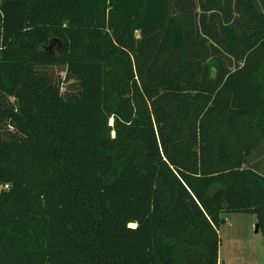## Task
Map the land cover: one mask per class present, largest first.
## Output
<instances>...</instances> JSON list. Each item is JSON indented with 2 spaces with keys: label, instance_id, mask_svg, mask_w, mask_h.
Masks as SVG:
<instances>
[{
  "label": "trees",
  "instance_id": "1",
  "mask_svg": "<svg viewBox=\"0 0 264 264\" xmlns=\"http://www.w3.org/2000/svg\"><path fill=\"white\" fill-rule=\"evenodd\" d=\"M4 186L0 264H218L232 213L264 240V0H0Z\"/></svg>",
  "mask_w": 264,
  "mask_h": 264
},
{
  "label": "rangeland",
  "instance_id": "2",
  "mask_svg": "<svg viewBox=\"0 0 264 264\" xmlns=\"http://www.w3.org/2000/svg\"><path fill=\"white\" fill-rule=\"evenodd\" d=\"M42 51L56 54L54 45H47ZM221 218L225 223L218 229V264H264V240L260 231L255 233V216L232 213Z\"/></svg>",
  "mask_w": 264,
  "mask_h": 264
},
{
  "label": "water",
  "instance_id": "3",
  "mask_svg": "<svg viewBox=\"0 0 264 264\" xmlns=\"http://www.w3.org/2000/svg\"><path fill=\"white\" fill-rule=\"evenodd\" d=\"M258 232H259V225L256 224V226H255V233H258Z\"/></svg>",
  "mask_w": 264,
  "mask_h": 264
},
{
  "label": "built area",
  "instance_id": "4",
  "mask_svg": "<svg viewBox=\"0 0 264 264\" xmlns=\"http://www.w3.org/2000/svg\"><path fill=\"white\" fill-rule=\"evenodd\" d=\"M8 188V186H4V187H1V190H6Z\"/></svg>",
  "mask_w": 264,
  "mask_h": 264
},
{
  "label": "crops",
  "instance_id": "5",
  "mask_svg": "<svg viewBox=\"0 0 264 264\" xmlns=\"http://www.w3.org/2000/svg\"><path fill=\"white\" fill-rule=\"evenodd\" d=\"M224 215H222L221 217H223Z\"/></svg>",
  "mask_w": 264,
  "mask_h": 264
}]
</instances>
